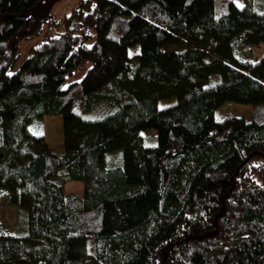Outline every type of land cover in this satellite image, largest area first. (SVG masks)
<instances>
[{
	"label": "trees",
	"instance_id": "obj_1",
	"mask_svg": "<svg viewBox=\"0 0 264 264\" xmlns=\"http://www.w3.org/2000/svg\"><path fill=\"white\" fill-rule=\"evenodd\" d=\"M54 2L0 0V264H264V6ZM58 114L59 154L32 127Z\"/></svg>",
	"mask_w": 264,
	"mask_h": 264
},
{
	"label": "rangeland",
	"instance_id": "obj_2",
	"mask_svg": "<svg viewBox=\"0 0 264 264\" xmlns=\"http://www.w3.org/2000/svg\"><path fill=\"white\" fill-rule=\"evenodd\" d=\"M78 0H55L53 11L55 12L58 19L65 14H67L71 7ZM264 0H254V4H256V8L261 9L264 4ZM235 5L243 6L242 0H234ZM31 44V41L28 39H24L19 44V50L21 53V59L28 54V47ZM264 48V44H260L257 47L252 48L253 50V61H257L259 56L262 54ZM136 50L135 47L130 49V52H134ZM85 70L78 69L73 75L69 78V80L79 79ZM177 98L175 96L169 98H161L157 102V106L159 108L175 103ZM103 109V105H98L95 113H99ZM233 111L236 115L242 116L246 121H250V116L252 113V108L250 105H246L244 103L225 101L221 106H219L215 111V117L220 118L225 115V113ZM40 125V126H39ZM42 126V127H41ZM35 131H41L45 135L46 141L50 149L56 153H60L63 151V128H62V115H44L41 121H38L37 124L32 126ZM142 137L145 143L151 144L155 142L156 131L154 129H150L147 131L141 132ZM120 156L122 158V151L116 150L106 155L107 164H116L120 161ZM83 186V182L79 180H73V182H69L68 185L64 189L65 192H77L83 194V187L76 188V186ZM19 218V219H18ZM21 220V216L18 217L17 208L13 205H10L6 202L4 198L0 199V224L1 228L4 232H13L20 233L19 224Z\"/></svg>",
	"mask_w": 264,
	"mask_h": 264
},
{
	"label": "crops",
	"instance_id": "obj_3",
	"mask_svg": "<svg viewBox=\"0 0 264 264\" xmlns=\"http://www.w3.org/2000/svg\"><path fill=\"white\" fill-rule=\"evenodd\" d=\"M53 152H54V151H53ZM62 152H63V151H62ZM62 152H60V153H62ZM55 153H56V152H55ZM58 154H59V153H58ZM73 180H74V179L67 180V181L65 182V187L68 185L69 182H71V181L73 182ZM79 181H80V180H79ZM80 187H81V189H82L83 186H82V185H81V186H79V185L76 186L77 189L80 188ZM78 191H79V190H78ZM78 191L75 192V193H77L79 196H82L83 194L80 195V193H78ZM68 193H69V192H68Z\"/></svg>",
	"mask_w": 264,
	"mask_h": 264
}]
</instances>
